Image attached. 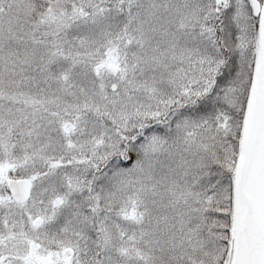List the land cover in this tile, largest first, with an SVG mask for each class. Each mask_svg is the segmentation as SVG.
Returning <instances> with one entry per match:
<instances>
[{"label": "snow or ice", "instance_id": "6c2138e0", "mask_svg": "<svg viewBox=\"0 0 264 264\" xmlns=\"http://www.w3.org/2000/svg\"><path fill=\"white\" fill-rule=\"evenodd\" d=\"M0 264H264V0H0Z\"/></svg>", "mask_w": 264, "mask_h": 264}]
</instances>
